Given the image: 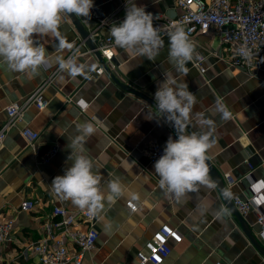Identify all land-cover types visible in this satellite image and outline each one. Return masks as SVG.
Wrapping results in <instances>:
<instances>
[{
	"label": "crops",
	"instance_id": "0c3cea01",
	"mask_svg": "<svg viewBox=\"0 0 264 264\" xmlns=\"http://www.w3.org/2000/svg\"><path fill=\"white\" fill-rule=\"evenodd\" d=\"M127 2H136L147 12L170 18L181 13L174 0ZM93 3L96 20L68 16L60 26L59 37L34 34L35 42L48 53L47 64L38 74L11 72L0 63V128L8 120L7 107L24 102L62 59L82 45L79 22L100 47L111 36L113 23L123 21L126 0ZM102 21H108V25L96 29ZM161 39L159 54L152 60L114 47L111 62L106 61L109 71L102 74L96 72L101 66L99 59L84 42L81 51L92 53H85L76 61L87 64L90 71L74 78L60 71L45 91L47 108L39 111L29 107L22 124L8 133L0 151V221L12 218L15 227L13 241L4 247L0 264H39L36 257H23V248L40 238L54 206L79 209L55 195L51 183L71 166L67 161V138L77 135L85 122L96 129L86 137L84 146L103 178L102 188L107 191V181L118 177L126 191L114 201H105L96 215L99 237L95 248L85 253L82 264H141L139 253L146 251V243L165 224L177 228L183 241L171 242V255L163 264H264V255L251 243L214 183L198 185L180 199L160 188L146 149L151 144L165 146L170 136L176 138L175 129L163 119L157 120L161 117L156 107L120 85L153 101L165 73L186 85L195 97L186 133L210 132L213 144L208 156L225 180L231 199H252L261 191L254 200L259 204L264 202V79L231 67V53L215 32L192 39L194 59L199 55L206 57L205 75L194 66V59L186 65V73H178L169 57L168 35ZM69 97L74 101L69 102ZM80 100L86 104L85 109L76 105L75 101ZM224 112L228 113L227 118ZM24 127L39 133L42 152L54 145L59 148V154L49 164L39 163L21 135ZM26 200L37 202L34 211L22 210ZM128 202L138 207L136 212L127 207ZM243 218L264 247L255 213ZM69 250L75 252L76 248L70 246Z\"/></svg>",
	"mask_w": 264,
	"mask_h": 264
},
{
	"label": "clouds",
	"instance_id": "9594fccd",
	"mask_svg": "<svg viewBox=\"0 0 264 264\" xmlns=\"http://www.w3.org/2000/svg\"><path fill=\"white\" fill-rule=\"evenodd\" d=\"M93 7V0H0V63L6 64L11 72L38 74L47 64L48 53L35 42L34 34L59 37L66 17L90 19ZM110 35L116 47L149 60L155 59L163 44L154 26L153 14L136 2L129 5L127 0L125 17L113 23ZM168 37L170 60L178 73H186V65L196 55L190 33L177 25L169 31ZM63 43L61 40V45ZM239 54L245 60L252 58L247 46H241ZM59 70L74 78L90 68L87 64H78L75 56H70L60 61ZM163 77L153 97L161 117L156 119L173 126L176 138H168L162 155L154 163V170L160 188L180 199L198 185L212 186L207 161L213 141L210 132L186 133L195 97L186 85L179 84L170 74L165 73ZM223 115L227 118L228 113ZM95 131L92 123L85 122L77 135L67 138L70 150L67 161L71 166L51 183L55 195L94 216L104 208L105 201H114L126 191L118 177L107 181V191L102 188L103 178L95 170L93 159L84 146L86 137Z\"/></svg>",
	"mask_w": 264,
	"mask_h": 264
},
{
	"label": "built area",
	"instance_id": "2783aa9c",
	"mask_svg": "<svg viewBox=\"0 0 264 264\" xmlns=\"http://www.w3.org/2000/svg\"><path fill=\"white\" fill-rule=\"evenodd\" d=\"M174 2L181 11L176 18L153 14L154 26L158 28L161 37L168 35L169 31L177 25L190 33L191 40L197 35H208L215 32L231 53V67L240 69L252 77L260 75L264 79V0H174ZM80 18L86 21L96 20L95 7L91 11L90 19ZM107 25L108 21H102L96 29ZM82 45H77L67 58L70 56L78 58L85 53H92L88 50L81 51ZM241 46H247L251 50L250 60H245L239 54ZM114 47L116 46L109 36L98 48L107 62H111L113 58ZM205 62L206 57L202 55L194 59V66L202 75L207 72ZM59 72V67L53 70L24 102H14L7 107L8 120L0 128V151L8 133L22 124L25 111L29 107L34 106L39 111L47 108L48 100L45 97V91ZM96 72L102 74L104 69L100 66ZM68 101L73 102L74 98L69 97ZM75 102L81 109L86 108L83 101ZM21 135L34 151L40 164H49L59 154V148L55 145L42 152L38 146L40 135L30 128H22ZM163 148L164 146L160 144H151L147 147L146 154L153 166L162 155ZM226 179L231 181L228 175ZM260 196L261 191L256 193L252 199L237 196L232 201L241 216L246 217L251 212L255 213L256 224L260 228V237L264 241V202L254 203V200ZM36 206L37 202L26 200L22 203V210L34 211ZM127 207L133 212L138 209L133 202H128ZM96 222V215H89L80 209L68 210L63 206H54L43 224L40 238L27 244L21 254L26 259L36 257L39 264H82L85 253L96 246L99 237ZM14 227L15 221L12 218L0 221V262L4 257V247L13 241ZM182 241V233L177 228L165 224L146 243V251L138 255L139 261L141 264H163L171 255V242L179 244ZM70 246H74L76 251L70 252Z\"/></svg>",
	"mask_w": 264,
	"mask_h": 264
},
{
	"label": "water",
	"instance_id": "95a60500",
	"mask_svg": "<svg viewBox=\"0 0 264 264\" xmlns=\"http://www.w3.org/2000/svg\"><path fill=\"white\" fill-rule=\"evenodd\" d=\"M79 22V21H78ZM77 23V22H76ZM79 26V30L82 34V38L84 40V42L86 43V45L92 50V52L97 56V58L100 61V64L102 66V68L106 71H109L108 68V64L106 62V60L102 57L100 51H99V47L96 45V43L93 41L92 39V33L88 30L85 29L81 23L79 22L78 24ZM114 78V77H113ZM115 79V78H114ZM115 81L120 84L116 79ZM123 88L127 89V91L136 94L137 96L145 99L146 101H148L149 103H151L154 107L155 106V102L144 96L141 93H138L137 91H134L133 89H130L128 87H125L124 85L120 84ZM173 127V126H172ZM174 129V127H173ZM208 165H209V175L210 178L212 179L213 183L215 184L216 188L219 190L221 196L223 197L224 202L227 204V206L233 211V213L235 214V216L238 218V220L240 221V223L242 224L243 229L245 230L246 234L248 235L251 243L257 248V250L264 255V247L261 246L257 240V238L253 235L251 229L249 227H247L245 220L243 218V216L240 215V213L238 212V210L236 209V207L233 204V201L231 199V197L228 194L227 191V186H226V182L223 179V177L220 175V173L217 171V169L213 166L211 160L209 159L207 161Z\"/></svg>",
	"mask_w": 264,
	"mask_h": 264
}]
</instances>
